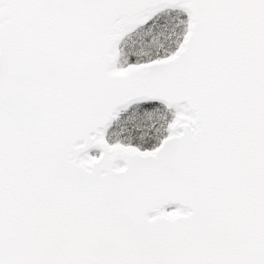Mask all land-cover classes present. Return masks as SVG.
<instances>
[{
	"label": "snow or ice",
	"instance_id": "obj_1",
	"mask_svg": "<svg viewBox=\"0 0 264 264\" xmlns=\"http://www.w3.org/2000/svg\"><path fill=\"white\" fill-rule=\"evenodd\" d=\"M0 264H264V0H0Z\"/></svg>",
	"mask_w": 264,
	"mask_h": 264
}]
</instances>
